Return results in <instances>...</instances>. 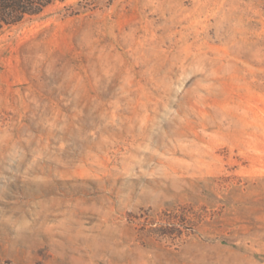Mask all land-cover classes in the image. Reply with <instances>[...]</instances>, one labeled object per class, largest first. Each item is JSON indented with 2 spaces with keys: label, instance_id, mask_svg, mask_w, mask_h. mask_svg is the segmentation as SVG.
I'll return each mask as SVG.
<instances>
[{
  "label": "rangeland",
  "instance_id": "rangeland-1",
  "mask_svg": "<svg viewBox=\"0 0 264 264\" xmlns=\"http://www.w3.org/2000/svg\"><path fill=\"white\" fill-rule=\"evenodd\" d=\"M0 264H264V0L0 31Z\"/></svg>",
  "mask_w": 264,
  "mask_h": 264
},
{
  "label": "trees",
  "instance_id": "trees-1",
  "mask_svg": "<svg viewBox=\"0 0 264 264\" xmlns=\"http://www.w3.org/2000/svg\"><path fill=\"white\" fill-rule=\"evenodd\" d=\"M54 0H0V31L40 15Z\"/></svg>",
  "mask_w": 264,
  "mask_h": 264
}]
</instances>
